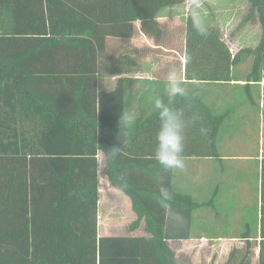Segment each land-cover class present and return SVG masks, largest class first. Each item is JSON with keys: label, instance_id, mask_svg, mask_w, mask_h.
<instances>
[{"label": "trees", "instance_id": "obj_1", "mask_svg": "<svg viewBox=\"0 0 264 264\" xmlns=\"http://www.w3.org/2000/svg\"><path fill=\"white\" fill-rule=\"evenodd\" d=\"M185 1L0 0V264H179L169 240L191 237L200 204L177 192L174 170L163 171L154 159L157 113L120 124L130 98L123 79L109 90L103 76L135 63L128 52L110 48L107 35L126 34L129 25L131 36L139 20L145 34L169 44L172 32L158 14ZM247 1L243 21H258L262 29L257 47L245 50L255 57L248 81H261L264 0ZM201 23L206 36L193 27V14L184 24L186 62L177 67L184 84L231 81L240 54L233 55L219 27ZM175 106L186 118L200 117L186 129L183 158L219 159L227 114L193 96L176 98ZM113 147L121 148L116 157ZM101 151L111 185L130 197L137 215L130 229L144 220L149 237H99ZM161 182L182 219H171L158 202ZM244 237L245 247H233L224 264H252L253 244ZM258 245L257 264H264V205Z\"/></svg>", "mask_w": 264, "mask_h": 264}, {"label": "rangeland", "instance_id": "obj_2", "mask_svg": "<svg viewBox=\"0 0 264 264\" xmlns=\"http://www.w3.org/2000/svg\"><path fill=\"white\" fill-rule=\"evenodd\" d=\"M182 17L187 19L190 14H195L198 19L207 24H212L220 28L223 39L229 45L233 55L237 53L241 56V61L235 65L232 69V78L235 80H247L250 74L254 62V54L246 53L247 48H256L261 38V25L258 21L250 22L243 21L245 15L248 12L249 3L247 0H188L187 3L182 6ZM164 24L172 32V38L169 45H172L173 51L167 52L175 59H178L179 63L172 66L166 65H154L153 67L143 66L139 69L140 73L150 72L151 75H155L156 78L166 79L164 70L171 67H179L180 62H186L184 60V24L183 20H168L164 19ZM229 41V42H228ZM181 59L183 61H181ZM132 75V73H129ZM133 76V75H132ZM148 78V77H147ZM147 80V79H146ZM107 87L112 88L116 85V78H108ZM155 84L158 80H154ZM191 83L187 86V96H198L201 94L207 103L217 108L220 101H224L228 98L232 100L222 110L226 112L228 117L226 118L225 126L223 127V135L235 131L237 124H245L251 120L255 122L252 117V111L249 112L250 105H254L248 97L247 90L250 88L249 84L242 88H231L229 85H219L217 83H198V81H189ZM150 81H144L140 84L139 91L132 90L127 91L126 96L131 98L134 105L131 107L129 116L134 119L147 116L153 111V100L148 97V86ZM138 85V84H137ZM139 86V85H138ZM158 90L165 91V85L156 84ZM160 88V89H159ZM251 90V89H250ZM132 92V93H131ZM130 95V96H129ZM223 96V98H222ZM256 96V95H255ZM258 97V96H257ZM258 99V98H257ZM151 107V109L148 108ZM220 110V109H217ZM133 124V123H132ZM131 124V125H132ZM129 125V127L131 126ZM223 135H220L223 136ZM227 149V148H226ZM225 155V152H221ZM100 160V202H99V220L106 217H111L116 221H121L118 228L119 234H124L125 224L127 226L137 218L136 213L130 207V198L122 190L115 188L111 185L108 176L105 174V163ZM185 169L183 171L177 170L175 175L174 188L177 192L189 193L193 196L196 202H209L213 189L217 183L220 188H226L233 184L235 179L234 169L229 168V161H225L226 167L220 168V165L209 159H200L195 156L185 157ZM214 160V159H213ZM231 172V173H230ZM241 177V174H239ZM217 179V183L213 185L214 180ZM225 202L214 207L201 206L194 210V233L185 243L180 246L174 245L175 249H182V257H180V264H224L228 259L229 253L233 247H245L246 240L240 238V234L244 232L243 226H232L230 235L239 237L235 241H227L226 239H218L216 230H221L222 227L214 226L212 224H204L202 220L212 219L213 217H228L230 213L234 214L235 202L231 203L229 198H224ZM263 202V201H262ZM251 205V204H249ZM264 205V203H263ZM239 206V203L238 205ZM244 206V205H243ZM263 207V206H262ZM131 219H133L131 221ZM130 220V221H129ZM262 222V219H261ZM142 225H145V221H142ZM141 228V227H140ZM261 224H251L250 234L251 242L253 244L252 264H257L259 253V236L261 234ZM223 233V232H221ZM227 234V233H225ZM227 236V235H222Z\"/></svg>", "mask_w": 264, "mask_h": 264}, {"label": "crops", "instance_id": "obj_3", "mask_svg": "<svg viewBox=\"0 0 264 264\" xmlns=\"http://www.w3.org/2000/svg\"><path fill=\"white\" fill-rule=\"evenodd\" d=\"M187 1L188 0L174 6L164 7L158 14V21H160L163 24H164L163 21H165L164 19L186 21V17L185 18L182 17L183 11L181 10H183L182 6L183 4L187 3ZM124 27H126V31H125L126 34H129L130 26L126 25ZM126 34L107 35L108 38L107 42H109L110 48H114L118 52H128L131 58L135 61V63L131 70H127V71L123 70L116 74L105 73L103 76L104 87L106 89L113 90L117 85L118 80L123 79V86L126 96L127 91H130L133 88L135 93V91L137 92L141 88L140 84L142 82L150 81V84L148 86L149 98H151L154 101L157 97H160L163 94L166 95L165 91L161 92V90H158L156 87V84L166 85L165 78H163L162 81L161 79L156 78L155 75L153 74L151 75L150 72L140 73L139 69L141 68V65L149 66V67L151 66L153 67L154 65H159V64L172 66L175 64L176 61H177L176 63H179L178 59H175L172 55L167 54V52L173 51V49L171 48L172 45H169L170 43L165 45H161V44L159 45L152 37L148 36L142 31L141 21L139 20L133 22L132 35L127 36ZM181 61L183 60L181 59ZM180 63L184 64V62H180ZM129 73H132L133 76L129 75ZM164 74L166 75L165 70H164ZM116 77H117L116 85L112 88L107 87L106 81L108 80V78H116ZM154 80L156 81L158 80V82L155 84ZM198 83H210V84L217 83L219 85H229L231 88L234 89L246 87V85L248 84L250 86V88L248 89L252 95V100L250 101L254 103V105H250L249 112L252 111L253 109L252 117L253 119H255V122L251 120L250 122H246L243 125L241 124L234 125L236 128L235 131H231L230 134L226 133L223 135L222 131L224 129L223 127L225 126V122H226L225 119L224 123L220 127V131L217 139V146H218V152L220 158L219 159H215L212 157H197V158L206 159V160L209 159L211 161H214V163L217 162L220 165L221 169L227 166V164L225 165V161H229V168L234 169V172H236L234 174L235 176V179L233 180L234 182L232 185L228 187V189L220 188L218 186L219 183L216 182L217 179L214 180L213 185L216 183L217 184L213 189L209 202L207 203L198 202L200 204V207L204 205L214 208L218 205L219 207L221 203L225 202L224 198H229L228 200H230L231 203L235 202L237 205L239 203V206L236 205L234 207L235 208L234 214L230 213L228 217L219 216V217H213L212 219H204L202 220V223L212 224L214 226L222 227L221 230L219 231L216 230L217 238L226 239L227 241L230 242L238 240L239 238L230 235L232 226H243L245 227V230L240 234V238L247 240V237H244L245 235H247L248 237L250 236L248 239L251 240L250 225L255 223L260 225L262 219V206H263L262 171L264 166V79H262L261 81H247V80L237 81L235 80V78H232L231 81H227V82L198 81ZM189 84L191 83L186 82L183 85L186 91H187V86ZM127 96L126 98H129ZM195 97L202 100L206 105H208L209 108L212 109V111L215 114H227L222 110L229 103L228 101L232 100L231 98L228 97L225 101L224 99H222L223 101H220V103L216 108L215 106L207 103L206 99L203 96H201V94ZM133 105L134 102L130 98V105L127 113L130 112L131 107ZM148 108L151 109L150 106H148ZM220 135L223 136L220 137ZM222 151L225 152V155H222L221 153ZM100 155H102V159L104 160V163L106 165L105 155L102 151L99 153V157ZM176 171L177 170H174V177H173L174 185H175ZM239 174H241V177ZM130 207L133 210L131 199H130ZM132 220L133 219H131V221ZM135 220H133L130 223V225ZM124 223L125 224L127 223L124 228L125 232L124 234H119L118 228L119 225L121 224V221H116L114 219H111L110 216L104 219H100L99 237H108V236L149 237L150 236V234L145 231V225H142V222L140 226L135 229H130V226H127L128 222H124ZM194 223L195 222L193 220L192 233H191L192 236L194 233V226H195ZM222 235H227V236L222 237ZM260 238H261V234L259 236V240ZM187 240L189 239L169 240L170 246L175 252L178 261L180 257H182L181 253L183 250L175 249L173 244L180 246L183 243H185Z\"/></svg>", "mask_w": 264, "mask_h": 264}, {"label": "clouds", "instance_id": "obj_4", "mask_svg": "<svg viewBox=\"0 0 264 264\" xmlns=\"http://www.w3.org/2000/svg\"><path fill=\"white\" fill-rule=\"evenodd\" d=\"M193 27L202 36H206L207 28L200 22L198 17L193 15ZM184 80L180 71L176 67H171L166 73V97L167 100L157 97L154 100L153 111L157 113L159 127L155 135L156 146L154 150V159L161 166L162 170L167 172L170 170L185 169V160L183 152L185 148L186 129L196 123L200 117L194 114L190 118H186L184 111L175 106V100L178 97H186L187 92L183 86ZM134 118L124 115L120 119V124L126 126L131 125ZM201 133L206 129L201 127ZM112 156L116 157L120 154V147H113ZM158 202L164 207L169 216L173 220L182 219L181 214L173 210L169 202L173 199V193L162 182L158 185Z\"/></svg>", "mask_w": 264, "mask_h": 264}]
</instances>
